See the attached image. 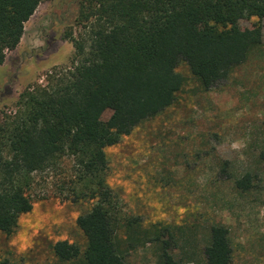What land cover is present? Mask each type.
Here are the masks:
<instances>
[{
    "label": "trees",
    "instance_id": "obj_1",
    "mask_svg": "<svg viewBox=\"0 0 264 264\" xmlns=\"http://www.w3.org/2000/svg\"><path fill=\"white\" fill-rule=\"evenodd\" d=\"M41 1L0 0V65ZM251 17H264V0H81L75 23L80 32L66 34L73 46L68 64L46 71L43 83L27 84L14 110L0 119V234L13 232L18 217L32 209L34 173L71 157V200L92 205L76 218L84 248L57 241L52 250L59 260L128 264L129 252L148 244L158 264H232L224 224H210L199 247L196 227L187 232L181 225H143L140 216L127 214L119 190L107 183L105 149L177 101L187 81L176 71L181 63L202 91L225 82L263 46L260 24L231 27ZM257 160L264 162V148ZM219 175L232 179L240 193L260 180L250 167L233 174L227 161Z\"/></svg>",
    "mask_w": 264,
    "mask_h": 264
},
{
    "label": "rangeland",
    "instance_id": "obj_2",
    "mask_svg": "<svg viewBox=\"0 0 264 264\" xmlns=\"http://www.w3.org/2000/svg\"><path fill=\"white\" fill-rule=\"evenodd\" d=\"M80 1L42 0L24 23L19 44L0 65V119L14 110L27 84L43 83L46 71L68 64L73 46L66 34L80 32L75 25ZM255 24L262 27L263 46L225 82L202 91L181 63L176 71L187 81L177 101L105 149L107 183L119 190L127 214L140 216L143 225H181L187 232L196 227L199 247L210 224H224L234 248L232 264H264V162L257 160L264 148V17L240 18L231 27L244 30ZM224 161L236 175L246 167L257 171V187L237 191L232 179L219 175ZM74 172L72 158L66 157L34 173L32 209L18 217L13 232L0 234V261L69 264L59 260L52 244L67 240L84 248L76 218L92 202L71 200L73 183L67 181ZM126 261L158 264L148 244L130 251Z\"/></svg>",
    "mask_w": 264,
    "mask_h": 264
}]
</instances>
